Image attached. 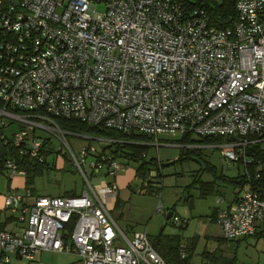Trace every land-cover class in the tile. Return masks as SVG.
I'll list each match as a JSON object with an SVG mask.
<instances>
[{
    "label": "built area",
    "instance_id": "built-area-1",
    "mask_svg": "<svg viewBox=\"0 0 264 264\" xmlns=\"http://www.w3.org/2000/svg\"><path fill=\"white\" fill-rule=\"evenodd\" d=\"M235 12L232 27L218 28L184 0H0V141L41 162L45 132L59 151L68 148L86 184L71 197L9 192L4 208L26 226L0 229V264L37 251L75 253L81 264H167L145 233L127 239L117 227L107 207L116 184L89 182L102 169L115 177L122 164L90 145L76 157L58 120L148 136L156 146L159 136L220 138L227 167L247 166V148L264 141V0H238ZM14 122L19 130L7 136ZM2 172L25 178L14 159ZM241 191L216 210L226 241L251 237L264 222V199Z\"/></svg>",
    "mask_w": 264,
    "mask_h": 264
},
{
    "label": "rangeland",
    "instance_id": "rangeland-1",
    "mask_svg": "<svg viewBox=\"0 0 264 264\" xmlns=\"http://www.w3.org/2000/svg\"><path fill=\"white\" fill-rule=\"evenodd\" d=\"M101 10V6L97 7V11ZM19 125L18 122L8 124L4 129L5 134L12 136L19 130ZM66 132L71 133L67 136V142L76 157H79L83 147L90 145L101 151L109 145L106 139L88 133L69 130ZM41 135L52 141L54 153L45 158L47 168L42 174L35 175L31 188L41 197L81 195L86 184L68 148L63 145L59 151L62 143L58 139L45 132ZM179 139V135L159 136L161 147L157 150L152 149L154 157L163 164L159 169L162 178L158 181V185H154L156 188L150 189L155 191L154 194L145 190L141 192L137 182L132 184L134 189L132 193L125 189L120 191L125 202L121 210L123 218H119V209L111 212L120 230L128 238H131L132 232L145 233L150 243L156 240L160 233L165 237H174V244L178 240L180 246L189 247L188 264H205L204 256L214 252L219 254L215 264H264V236L258 238L251 236L237 242H221L220 227L210 218L218 196L201 197L199 185L195 182L198 178L201 181H210L219 175L232 178L238 173L242 174L243 167L238 168L236 163L227 167L218 143L194 145L199 146L198 149L185 148L179 147ZM149 144L153 143L150 141ZM181 149L197 151L190 153L188 158L177 160ZM106 151L110 153L108 149ZM116 160L122 164V170L117 173L118 177L130 175L136 168L133 162L124 159ZM84 169L90 174L87 162ZM100 172L101 175L88 178L92 186H99L101 178H104L102 176L104 169ZM151 175L155 174L151 172ZM0 178L5 177L0 176ZM169 212L173 213V218L167 223L165 217ZM174 218L185 221L186 226L175 225ZM160 250L165 258L172 260L171 256L167 255L168 249L160 248ZM34 255L36 260L42 263L78 264L77 255L72 253L37 251ZM19 264L36 263L22 260Z\"/></svg>",
    "mask_w": 264,
    "mask_h": 264
},
{
    "label": "trees",
    "instance_id": "trees-1",
    "mask_svg": "<svg viewBox=\"0 0 264 264\" xmlns=\"http://www.w3.org/2000/svg\"><path fill=\"white\" fill-rule=\"evenodd\" d=\"M238 0H184V4L188 9L202 8L208 14L210 22L212 25L218 28H228L232 27L233 22L236 19L235 4ZM58 124L65 130L78 133H88L97 137L104 138L106 140H111L108 146H105L101 151H106L108 149L114 159H124L128 162H133L136 164L135 168V179L139 184L140 191L145 190L148 193L154 194L155 191L150 189L156 188L154 185H158V181L162 178L160 174V167L163 165L158 162L157 158L150 155L152 148L157 150L161 147L160 144L157 146L154 144H149L151 138L148 136H143L134 133H122L115 132L113 130H107L99 127L88 126L84 123L75 120H58ZM22 128V126H20ZM190 141L196 143H219L220 138H204L198 140H190L187 137H180L178 140L181 144H187ZM158 143H160L158 141ZM264 141L254 144L247 148L246 156L250 159V163L243 167V173L237 174L235 177H226L219 175L216 178L219 179L220 183L225 186H231L233 188L239 189H250L257 191L260 198L264 199ZM47 147L43 149L41 154L44 159L39 162L36 159H28L19 155V147L12 144H6L5 139L0 141V173L3 171V164L7 159H14L18 164V168L25 171V188L29 189L32 197L37 196L34 190L31 188L33 184V179L35 175L42 174L47 168V163L45 158L54 153L52 141H46ZM197 150L191 149H181L179 151V156L177 160L185 159L189 157L190 153H195ZM238 168L241 167L237 164ZM153 172L155 175H151ZM199 185L200 196L205 197L207 195H221L220 191L218 193L215 181L205 182L201 181L200 178L195 181ZM118 200H116V204ZM216 211L213 212L212 219L215 221ZM173 218V213L171 218L167 220V223ZM75 222V217L66 225L65 231L66 236L71 232ZM166 223V224H167ZM186 222L183 221L180 226H185ZM263 230L256 232L253 236L263 237L264 236V222L260 225ZM1 229V228H0ZM164 239V240H161ZM246 239V238H242ZM174 237H165L161 233L156 240L151 242L154 250L163 258L167 264H188L190 258V249L185 247L186 257L180 259L179 256V241L177 240L174 244ZM150 241V240H149ZM239 240H236V242ZM221 242H227L221 238ZM164 243V244H162ZM160 248L168 249V256H171L172 260L165 258L163 256ZM218 253L214 252L210 255H205V264H215L218 259Z\"/></svg>",
    "mask_w": 264,
    "mask_h": 264
},
{
    "label": "crops",
    "instance_id": "crops-1",
    "mask_svg": "<svg viewBox=\"0 0 264 264\" xmlns=\"http://www.w3.org/2000/svg\"><path fill=\"white\" fill-rule=\"evenodd\" d=\"M150 155L154 156L152 153V150L150 151ZM95 175H101V172L96 173L93 176H95ZM134 175H135V170L130 175L118 177V174H117L115 177L109 178V177H106L105 173L103 172L102 176L104 178H101L102 181L99 184V186L103 185V183H108V182L113 181L118 188L115 197L109 198V202H108L107 207L110 210V212H114L116 209H119V218H123V214H122L121 210H122V207L125 203V202H123L124 200L120 194V191L123 189H125L126 191H130L131 193H132V191H134V189H132V184H133V182H137ZM0 176L5 177V178H0V228L3 230H6L8 232H11V233L21 234L23 232V229L26 226L25 221L21 220V217H22L21 213L20 212L11 213L10 211H7L4 208V200H5L6 195L9 192H12V191L19 192V193L23 192V190L25 189V178H23L21 176H16L15 178L8 179L5 175V173H3V172L0 173ZM210 181L216 182V185H217L216 189H217L218 193L220 191V194H221V195H217V196L222 197V202L217 203V200H216V204L214 205V207L212 209L213 211L210 214V218L212 219L213 212H215L218 208L227 206L232 201H234L237 196L242 194L241 193L242 189L233 188L231 186H225L222 183H220L218 178H212V180H210ZM210 181H205V182H210ZM196 199H198V198H196ZM116 200H118L117 204H116ZM26 203L27 204L31 203V200L26 201ZM115 222H116V220H115ZM11 226H13V227L11 228ZM117 227H118V225H117ZM119 230H120V228H119ZM261 230H263V229L261 226H259L257 232H259ZM120 231L123 233L122 230H120ZM133 233H135V232H132V234L130 236L131 238H132ZM123 234L125 235V237L127 239H131V238H128L125 233H123ZM67 254H69V253H67ZM72 254H75V253H72ZM76 259H77L78 264H81V259L79 258V256H77ZM22 260H26L27 262H34L36 264H37V262H38V264L42 263V262L36 260L35 255L33 256L32 260H27L25 258H19V257L11 256L9 259V262H10V264H19V262H21Z\"/></svg>",
    "mask_w": 264,
    "mask_h": 264
},
{
    "label": "water",
    "instance_id": "water-1",
    "mask_svg": "<svg viewBox=\"0 0 264 264\" xmlns=\"http://www.w3.org/2000/svg\"><path fill=\"white\" fill-rule=\"evenodd\" d=\"M171 216H172V213L169 212V213L166 215L165 220L167 221L169 218H171Z\"/></svg>",
    "mask_w": 264,
    "mask_h": 264
}]
</instances>
